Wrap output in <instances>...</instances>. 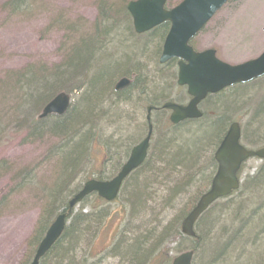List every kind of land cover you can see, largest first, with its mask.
Here are the masks:
<instances>
[{"label":"rangeland","instance_id":"obj_1","mask_svg":"<svg viewBox=\"0 0 264 264\" xmlns=\"http://www.w3.org/2000/svg\"><path fill=\"white\" fill-rule=\"evenodd\" d=\"M10 1L15 0H0V264H30L28 254L31 247L28 242L36 228L40 211L44 210L45 198L52 191V186L56 185L57 176H60L56 167L58 159L49 157L48 153L60 144V140L51 135H43L40 138L27 137L26 131L16 126L27 114L29 107L21 101L20 91H18L21 80L31 78L33 74L37 75L42 67L48 69L59 64L72 48H77L82 40L93 36L96 27L102 24L99 17L101 4H105L104 7L110 11L112 9L121 12L125 10L128 2L135 0H19L17 3L15 1L14 4L8 5ZM180 1L166 0V5L172 8ZM142 37L147 36L143 35L139 38ZM135 40L136 38H123L124 44H122L120 37H114L115 47L120 52L134 47L135 45L129 42ZM156 43L158 46L157 41ZM193 47L199 52L215 50L216 56L230 65L241 64L259 56L264 51V0L230 1L194 38ZM106 48L105 46L104 50ZM109 50L113 53L117 52L114 49ZM158 57L157 53L155 64L151 57H142L141 60L150 74L147 78L150 84L149 91L156 93L164 89L165 93L162 95L164 97L156 100V104L160 105L165 100L185 104V95L175 84V67L173 64L164 68L159 66ZM95 60H98V57ZM123 63L119 64L124 65ZM158 70L161 72L159 73ZM161 76H166L167 79L164 78L159 82ZM121 78L116 79L113 86ZM152 83L158 88L155 89ZM154 93L147 95V98L155 96ZM213 99L215 103L219 102V108H212L211 103H208ZM142 100L147 103L144 98ZM136 104L137 101L134 103L135 106L119 105L118 109L124 112V119L105 126L102 130V142L114 141L108 153L109 159L113 160L111 163L109 161L105 165L102 163L105 159L103 157L107 154L101 152L100 146L96 147V143L90 146L92 155L102 153L101 162L92 164L93 168L90 172L93 173L90 174L103 171L108 175L110 165L116 163L119 156L127 154L134 144L136 145L143 136L145 137L147 106L143 109ZM140 104L142 107L141 102ZM224 107L230 115L227 119L229 124L235 122L240 126L241 145L248 150L264 147V79L247 86L225 90L206 100L199 109L206 117L214 118L221 113L218 109L223 110ZM149 117L153 127L152 136L157 140L160 136L158 130L164 133L169 128L168 113L158 115L151 113ZM103 124L104 122H101V126ZM165 124L168 126L166 127ZM137 125H142L139 133H137ZM196 125L191 130L181 129L182 133L178 135L180 143L182 140L189 141V134L191 136L199 124ZM143 126L144 131L141 132ZM126 139L129 141H125ZM116 143L121 149L116 148ZM211 148H206L202 154H199L203 167L206 163L204 161L211 154ZM261 167L262 163L256 159L248 160L242 166L239 189L209 209L208 226L203 227L205 229L202 233L199 227H195L196 234L199 237L202 235L203 238H201L202 247L194 253L192 264H264V180L258 187L255 184L248 187L246 185ZM21 171L28 174L23 188L19 184L22 178L19 179L17 176ZM85 172L86 170H82L71 179L70 183L68 182L67 191L65 189L64 197L62 195L66 202L69 201L68 194L80 183L81 176ZM193 173L194 171L191 172ZM95 177L96 175L90 176L88 179L94 180ZM162 181L167 180L163 178ZM178 183L179 181L177 183L171 181L168 184L169 189L175 190ZM182 183L184 185L185 181ZM190 184L188 191L176 197L172 204L170 201L173 196L167 193L168 186L161 188L158 195L156 192L154 203L147 204L149 209L147 207L144 214L146 222L152 221V227L163 224L165 227L170 222H174V227L178 224L180 228L179 213L190 210L193 203V199L190 198L196 190L198 195L207 188L206 181H200L198 174L191 179ZM161 203L163 207L158 206ZM106 208L108 216L104 218L101 226H96L97 234L90 246L93 258L88 261V264H93L100 257H105L116 232L129 231L135 225V223L131 224L130 207L123 196L114 203L108 204ZM89 210L90 206L83 203L77 206L73 213L86 214ZM235 214H237L236 217H234ZM94 224L91 222L92 227ZM124 236L128 238L127 233L122 238ZM90 238L89 236V239H84L83 236L76 241L77 249L73 253L75 263H78L80 258H90L86 255L87 241L89 242ZM171 238L170 241L168 239L161 241L168 244L171 259L190 251L193 247L194 241L190 239L179 240L175 238V235ZM79 240L84 241L78 244ZM260 240L263 242L261 243ZM217 243L224 245L225 250L216 257L219 251L216 249ZM124 244L128 245L126 242ZM214 252L216 254L213 257ZM110 256L113 258H106L105 262L100 264L119 262L118 258L111 254Z\"/></svg>","mask_w":264,"mask_h":264},{"label":"trees","instance_id":"obj_2","mask_svg":"<svg viewBox=\"0 0 264 264\" xmlns=\"http://www.w3.org/2000/svg\"><path fill=\"white\" fill-rule=\"evenodd\" d=\"M15 1H10L8 5H12L14 2L17 3L19 0ZM104 5L101 4L99 9V17L102 24L96 27L93 36L82 40V43L79 42L78 47L72 48L70 53L63 57L59 64L48 69L42 67L37 72V75L33 74L31 78L21 80L20 83L18 91H20L21 101L29 105L24 119L31 114V121L36 120L34 116L58 93L69 94L73 97L72 104L63 116L50 117L37 121L32 127L29 125L28 128H22L29 137L40 138L43 135H51L60 140V144L52 148L48 153L49 157L53 156L58 159L56 167L60 176H57L56 185L52 186V191L45 198L44 210L40 211L36 228L28 242L31 247L28 254V262L32 260L35 249L47 227L60 212L65 210L67 202L63 197L67 191L68 182L70 183L76 174L86 170L81 176L80 183L68 194L70 199L78 192L82 184L88 180V177L96 175L95 178L97 180H106L117 172L125 155L119 156L117 162L110 165L111 168L108 175L103 171L90 174L93 173L90 172V169L93 168L92 164L101 162L100 159L102 158V153L101 155L98 153L92 155L90 146L96 143V147L97 145L100 146L101 152L107 154L106 157H103L105 158L102 161L104 165L113 161L109 159L108 153L114 141L102 142L101 135L105 126H110L114 122L118 123L120 122L119 120L124 119V112L118 109L119 105L135 106L134 103L137 101L136 105L139 108L146 106L157 107L158 103L156 104V100L164 97L162 96L165 93L164 89L161 90L159 88L160 90L156 93L149 91L150 84L147 78L150 77V74L141 60L142 57H151L153 64H155V58L157 53L159 55L160 46L168 30V25L163 24L147 34V37L139 38V36L134 35L130 18L125 10L120 12L111 9L110 11ZM114 37H120L122 41L123 38H136L134 42H129L135 46L125 52H120L115 47ZM156 41L158 46H156ZM122 44H124V41ZM105 46L109 47V49L117 50V52L113 53L112 50H107V48L104 50ZM96 56L98 60H95ZM158 72L160 73L161 71L158 70ZM119 75L129 78L131 83L126 89L114 92L113 82L121 78ZM164 78L167 79L166 76L159 77V82ZM151 85L155 86L153 83ZM156 88H158L157 85L155 86ZM148 92L154 93L155 96L147 98V95L151 94ZM75 93L76 95H74ZM142 98L147 100V103L142 102ZM132 102L134 103L132 104ZM140 102L142 107H140ZM208 103H211L212 108H219V102L215 103V99L209 100ZM218 111L221 113L214 118L203 116L197 121L184 122L174 127L169 126L164 133L158 130L160 136L157 140L152 136L145 162L126 179L120 192V197L123 196L124 201L129 204L130 214L132 215L131 224L135 223V225L129 231L116 232L113 237V243L107 254L118 258L119 262L117 264H171L172 259L169 257L170 249L167 247L168 244H165V242L161 243V241L162 239L170 241L172 235H175V238L179 240H183L184 237L180 234L178 224L174 227V222H170L165 227L164 224L152 227V221L151 223L146 222L144 214L147 211V204L153 202L155 193L157 192L156 195H158L160 189L164 188V186L167 187L171 181H174V183L179 181V183L177 188H174L175 190H170L169 186L167 188L169 189L167 193L173 196L170 204L176 197L188 191L187 188L191 185V179L196 174L200 177V181L205 180L206 187L208 186L215 170L213 152L225 134V127L227 126L226 115H229L225 107L223 110L218 109ZM158 113L162 114L161 112ZM101 122H104L103 126H101ZM18 123H22V120ZM196 124L199 125L191 136L189 134V141L182 140L181 143L184 144H181L178 138V135L182 133L181 129L191 130ZM141 126L137 125V133H139ZM165 126L167 127L168 125L165 124ZM142 131H144V126ZM125 141H129V139ZM205 147L212 148L209 158L204 161L206 162L205 167H203L199 154L206 150ZM116 148L121 149L117 147V143ZM112 149L115 150V148ZM201 166L203 167L202 169L200 168ZM193 171L194 173L191 174ZM24 173L26 174L21 180L26 181L28 174L27 172ZM163 173L165 174L163 175ZM163 178H166L167 181H162ZM263 180L264 162L261 169L248 180L246 185L248 187L255 184L258 187ZM183 181H185L184 185ZM166 182L168 183L166 184ZM205 190H202L198 195V190H196L193 195L195 197L193 198L192 196L190 198L193 199L190 210ZM83 203H87L90 206L89 212L86 214L82 212L72 213L69 216V224L66 226L62 236L47 252L40 264H49L50 262L52 264H64L65 262L66 264H88V261L93 258V254L90 251L91 241L97 234L96 226H101L104 218L108 216L107 208L105 209L107 205L95 195L86 198ZM163 204L166 203L163 202ZM167 205L166 207H168ZM158 206L163 207L162 203ZM189 211L185 213L181 211L179 213V224H181ZM208 211L209 209L199 218L196 224L201 233L205 229L203 227L208 226ZM91 222L95 223L94 227L91 226ZM157 229L160 232L156 231ZM125 233L128 234V238L126 236L122 238ZM83 236L84 239L91 237L90 241H87L86 254L90 258H80V261L75 263L73 258L75 255L73 253L77 249L76 241ZM196 236L197 240H193V247L190 249L194 253L202 247V235L199 237L196 234ZM83 241L79 240L78 244ZM124 242L128 243V245L126 246ZM260 242L262 243L263 241L260 240ZM216 249L219 250L217 257L220 252L223 253L225 246L217 243ZM215 254L216 252H214L213 257ZM100 263L101 259L93 264Z\"/></svg>","mask_w":264,"mask_h":264},{"label":"water","instance_id":"obj_3","mask_svg":"<svg viewBox=\"0 0 264 264\" xmlns=\"http://www.w3.org/2000/svg\"><path fill=\"white\" fill-rule=\"evenodd\" d=\"M229 0H183L169 11L164 9L165 0H136L126 5L135 34L146 33L155 27L168 23L169 31L164 39L160 64H165L171 59H178L177 85L186 86L187 94L191 98L186 106L166 103L163 110L170 111L169 122L176 125L186 120L201 117L197 106L208 94H216L225 88L236 84H245L264 76V52L255 60L236 66H229L215 58V52L208 50L194 53L188 42L204 27V25L220 10ZM129 84L126 79H121L115 90L122 89ZM69 106V97L59 94L54 97L42 110L39 119L49 115L62 116ZM150 109H148L149 115ZM147 115L146 121H149ZM151 135V126H148L146 138L134 147L121 168L120 172L109 182L88 181L82 189L67 203L64 213L56 217L39 243L31 264H38L39 260L51 249L61 236L67 216L72 209L84 198L92 193L106 202L113 201L122 181L127 175L139 167L146 156ZM240 130L238 124H232L223 141L214 154L217 164L216 173L210 186L197 201L181 223V233L194 238L193 226L199 216L216 200L230 195L238 189L237 172L240 165L256 158L264 160V148L256 151H246L238 141ZM192 253H184L176 257L172 264H191Z\"/></svg>","mask_w":264,"mask_h":264},{"label":"bare ground","instance_id":"obj_4","mask_svg":"<svg viewBox=\"0 0 264 264\" xmlns=\"http://www.w3.org/2000/svg\"><path fill=\"white\" fill-rule=\"evenodd\" d=\"M159 52H160V50H159ZM161 65V67H166V65L165 64H160ZM123 79H126V78H123ZM127 80V79H126ZM130 84H128L126 87H124L123 89H126L128 86H129ZM44 109V107L40 110V112L38 113V114H36L35 116H34V119H36V120H32L31 121V114L27 117V118H22L21 120H22V123H17V127H19L20 129H24V128H28V126L30 125V127H32V126H34V124L37 122V121H42V120H45V119H47V118H50V117H56L55 115H49V116H46L45 118H42V119H39V116L41 115V113H42V110ZM145 112H146V109H145ZM64 115V114H63ZM62 115V116H63ZM229 116L230 115H228V117H227V119L229 118ZM33 119V118H32ZM232 123V122H231ZM231 123L229 124V121H227V126H228V128L231 126ZM22 129V130H23ZM225 135L226 134H224V136H223V139H224V137H225ZM26 136L27 137H29L27 134H26ZM145 139V137L143 136L142 137V139L140 140L141 142L143 141ZM205 164V163H204ZM215 168H216V164H215ZM25 175V173L24 172H19V179H21V178H23V176ZM21 182L19 183L20 185H25L26 183H25V180H20ZM15 190V189H14ZM38 219H39V217H38ZM37 222H38V220H37ZM37 222H36V224H37ZM50 226V225H49ZM49 226L47 227V229H46V231L48 230V228H49ZM45 231V232H46ZM91 251V250H90ZM106 258H112L110 255L108 256V254L106 253L105 254V257H100L99 259H101V262H105V260H106Z\"/></svg>","mask_w":264,"mask_h":264},{"label":"flooded vegetation","instance_id":"obj_5","mask_svg":"<svg viewBox=\"0 0 264 264\" xmlns=\"http://www.w3.org/2000/svg\"><path fill=\"white\" fill-rule=\"evenodd\" d=\"M195 51H197V50L195 49ZM203 51H204V50H203ZM197 52H199V51H197ZM169 64H173V66H174L175 69H176V76H177V65H178V60H171L168 64H166V66L169 65ZM180 90L183 91V93H184V95H185L186 103H187V102L189 101V97L186 95V90H185V88H182V87H181ZM186 103H185V104H186ZM185 104H183V105H185ZM148 107H149V106H148ZM150 107H151V106H150ZM151 108H152L153 111H157V109H158V108H156V107H154V106H152Z\"/></svg>","mask_w":264,"mask_h":264}]
</instances>
